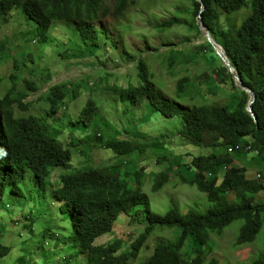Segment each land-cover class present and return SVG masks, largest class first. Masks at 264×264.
<instances>
[{
    "label": "trees",
    "instance_id": "trees-1",
    "mask_svg": "<svg viewBox=\"0 0 264 264\" xmlns=\"http://www.w3.org/2000/svg\"><path fill=\"white\" fill-rule=\"evenodd\" d=\"M136 3V0H115L112 5L108 0H0V21L6 23L8 16L16 18L20 15L25 20L26 32L33 30L44 53L50 47L57 22L71 21L77 40L71 39L68 50L81 53V57L91 55L106 62L107 48L115 52L118 48L107 30L99 28L97 23L113 16L115 23L123 29L121 21L128 19L130 9ZM186 3L190 7L181 6L179 10L192 23L178 18L179 21L157 24L156 30L163 33L176 25L198 29L195 20L203 5V23L224 49L240 79L255 94L252 107L257 125L245 110L249 97L238 89L208 45L206 53L214 55L221 69L204 74H217L220 79L207 78L201 88L188 78L180 79L174 95L182 103L189 102L192 106L188 109L175 100L168 101L156 90L152 82L155 73L150 72L143 61L137 66L138 86L133 82L125 87L117 83L111 85L99 74L86 77L82 84L68 81L53 85L41 96L44 107H49L44 117L21 115L17 110H29L25 100L30 96V90L40 89L37 81L26 80V87L20 89L21 76L14 73L10 77L13 84L4 93L0 80V204L3 206L0 216L11 210L17 216L12 219V226L0 228V263L11 255L9 244L18 242L19 237L24 238L25 243H35L32 247L35 256H17L12 264L21 260H37V264H203L214 250L213 235H221L235 221H243L236 246L251 244L258 238L264 227V201L257 200L264 194V0H186ZM243 7H250V14L240 26L227 24L224 15H232ZM62 46L63 50L58 52L53 64H60L63 58L71 59L65 44ZM8 51L7 44L0 40V64L5 56H9ZM45 56L38 60L42 63ZM125 57L121 54L120 59L127 62ZM15 69L23 73V65L18 60ZM51 71L49 75L53 77ZM212 83L220 91L226 87L224 90L230 94L228 105L215 104L213 100L219 93L210 89ZM197 87L202 94L194 92ZM232 92L239 93L240 98L231 96ZM110 95L113 99L106 98ZM81 97L89 100L77 121L66 127L72 138L70 143L62 127L59 133L56 132L54 114L69 111ZM110 100L115 105L127 103L131 106L146 102L152 113L165 119H171L177 113L181 115L180 137L194 147L196 153L183 169L193 171V174L185 177L181 165L172 169H177L175 172L184 184L195 186L206 196V202L211 204L206 212L191 208L181 213L173 203L165 214L154 213L147 196L139 190L145 168L121 179L110 170L112 168L87 165L89 156L78 148L86 146L88 141L112 152L113 159L121 158L129 163L134 161L133 156L144 160L152 153L142 133L126 140L119 139L121 134L111 138L112 132L107 136L101 133L104 118L99 115L102 116V107ZM65 117L72 119V116ZM106 122L109 124L108 119ZM71 128H74L73 134L69 131ZM217 150L222 152L217 153ZM75 152L80 155L79 160L74 158ZM164 161H169L168 157H160L155 164ZM236 162H243L245 166L239 168ZM253 165L258 169L248 178L249 167ZM58 171L61 173L57 175V181H53L52 175ZM29 173L33 174V180L28 177ZM171 174V171L156 173L152 192L161 191ZM255 174H261L259 180L255 179ZM28 183L32 185L30 189L26 187ZM48 207L56 219L61 214L67 215L69 234L53 231L51 222L47 226L42 223ZM119 218L122 220L114 225ZM126 226L124 231L115 234V229ZM156 227H177L181 233L172 241L158 242L148 257L139 260L141 248ZM11 233L17 236L16 241L12 240L14 236L9 237ZM105 234H113V239L94 244L95 239ZM2 238L5 241H1ZM186 243L190 244V257L183 253ZM208 264H219V261L213 257ZM228 264H264V247L249 263Z\"/></svg>",
    "mask_w": 264,
    "mask_h": 264
},
{
    "label": "rangeland",
    "instance_id": "rangeland-1",
    "mask_svg": "<svg viewBox=\"0 0 264 264\" xmlns=\"http://www.w3.org/2000/svg\"><path fill=\"white\" fill-rule=\"evenodd\" d=\"M113 1L114 0H109L108 2L109 4H112ZM136 1L137 3L135 6L130 9L131 13H129L128 19L126 21H121L124 30L115 23L113 16H107L106 19L102 21V24H98L101 28L107 29L109 37L117 44L118 52L120 53H114L112 50L108 49L110 59L107 62H101L98 57L91 55H84L81 57L79 55L81 53L78 54L74 51L68 50L71 39L74 41L77 40L76 33L73 30L74 24L71 21L63 20L57 22V30L52 34L53 41L50 42V48L45 53L42 51L40 44L33 41L35 40L33 30L26 33L27 26L20 15L16 16V18L8 16L6 23L0 21V40H3L9 48V56H5L2 64H0V80L3 82L4 93L13 84L10 77L14 73L21 76L18 84L20 89L26 87V80H31L32 82L37 81L40 86L38 91L30 90V96L25 100L29 105L28 113L19 108L17 109L18 113L21 115H46L47 107H44L45 104L41 101V96L50 87L54 84L66 81H80L82 84L86 77L94 74L101 75V77L105 78L111 85L117 83L119 86H125L129 82H133L135 86H138L136 78L137 68H135L134 62H132L137 58L142 60L145 59L147 63H151L150 65L152 66V69L158 74L153 75L152 82L155 84L156 90L163 94L164 98L168 99V101H177L178 104L185 109L190 108L192 105H190L189 102L182 103L177 100L174 95L177 81L189 76L192 82L199 84V88H201V84L210 77L209 74L205 75L204 72L207 73L208 70L210 72H219L221 69L220 63L214 58L212 53H201L199 55L201 60H198L195 65L189 64V61L193 59L191 56L194 52L200 49H203L205 52L207 51V45L205 44L203 33L197 36L198 31L194 27L192 28L194 32H191L189 35H186L184 29L170 31L163 36L154 31V25L167 22L172 18H179L188 21V17L183 16L179 10L181 6H189L186 3V0ZM248 14H250V7H243L236 13L226 16L227 24L238 27ZM191 21L189 23H192ZM127 27H130V29ZM186 41H189L191 44H184ZM64 44L68 50L67 55H69L71 59L63 58L64 60H62L60 64H53V60L57 57L58 52L63 50L62 45ZM167 48L173 50L183 49L184 55L179 58L178 62L180 65L178 68L177 66H175V68H170V66L167 65L165 71H163L162 67H160L162 65V60L174 62L175 57V53L172 54L171 58L167 57L168 52H170L165 51ZM161 51L165 52L162 53ZM88 53L91 54L90 51ZM121 54L126 55L127 62L120 61L119 57ZM43 55L46 56L41 63L38 59ZM156 58H158V60ZM35 59L37 60V63L40 62L38 63L39 66L34 61ZM15 60L22 63L23 73H21L20 70L15 69ZM44 67H48L49 69H45ZM35 68H37V70H35ZM50 71L54 74L53 77L49 75ZM214 77L217 76L214 74ZM214 85L215 84L212 83L210 89L214 90L215 93H219V95L213 100L215 104H220L221 106L228 105L230 94L227 92L228 90H224L226 87L220 91L219 89H216V86ZM92 88L94 89V87ZM199 88L197 87V90L194 91L196 94H202V91ZM235 95L237 99L240 98L239 93L232 92L231 96ZM106 98L113 99V96L110 95ZM88 100L89 98L86 97L80 98L72 104L69 111L63 112V110L59 112V114L56 115V118L58 119L57 126L66 129L68 122L70 123V119H67L65 116H72L71 121H75ZM108 102L102 107V116L104 118L103 121H101L102 133L107 136V133L112 132L111 138H115V136L121 134V136H123L122 139H133L138 137L139 133H142L146 142H148L152 148V153L149 158L138 160L136 156H133L134 161L131 163L121 158L113 159V153L107 151L109 158L113 159L114 164L112 166H115L112 171L121 179H124L126 175H133V173L137 172L140 168H145L146 172H144L143 184L139 190L147 196L151 210L154 213L165 214L173 207V203L178 206L181 213H185L191 208L196 211L200 210L198 211L200 213L206 212L211 205L208 201L206 202V196L199 192L195 186L184 184L181 181L180 176L177 175L178 173L175 172L176 169H172L174 166L181 165V172L185 177L188 174H193V171L187 172L183 169L184 166L190 162L191 157L196 153L194 147L190 146L180 137V132L183 127L181 115L177 113L173 118L165 119L161 118L158 114L152 113L153 110H151L146 102L139 106H131L127 103L115 105L113 100ZM102 116L100 114L99 118ZM106 119H108L109 124H107ZM94 121L97 120L94 119ZM55 129L57 133L61 131L59 128ZM73 130L74 128L69 130L72 132L71 134H73ZM66 134L67 136H70V133L67 132V130ZM216 152L220 153L222 150H217ZM90 153L91 154L87 158L90 160L87 164L90 167L92 165L98 166L103 163L107 155L105 150L102 148L99 149V147L93 150L90 149ZM179 154L183 156H175ZM162 156L168 157L169 161L161 162L160 165L156 166L153 160L159 159ZM75 159L79 160L80 155H76ZM236 164L242 168L245 166L243 162H236ZM100 166H107V162L105 161V163ZM249 168L250 170H248L247 176L251 177L258 167L253 165ZM169 171L172 172L169 182L161 191L157 193L152 192L154 175L156 173H165ZM57 175L58 172H55L53 177L57 179ZM28 177L30 180H33L32 173H29ZM31 186V183L26 185L28 189H30ZM28 196L31 197V194L28 193ZM257 200L264 201V194L258 196ZM44 205L47 207L45 202ZM0 207L3 206L0 204ZM12 208H14V206ZM2 211L3 210H0V213H2ZM15 218H17V216L13 213V210L5 212L3 216H0V228H5L10 225L12 226V219ZM67 219L66 214H61L60 218L56 219L53 216V211L48 207L44 212L42 223L47 226L49 225L48 222H51L54 228L53 231L66 235L71 232L70 224ZM121 220L122 218H119L114 225ZM242 224V220L235 221L227 226L221 235H213L212 239L215 243L214 250L211 251V255L208 256L203 264H208L209 260L213 257L218 259L219 264L237 262L249 263L255 259L259 251L264 247V227L253 243L236 246V239ZM13 228L18 227L14 226ZM126 228L127 226L125 228L122 227L115 229V234L124 231ZM128 229L130 230V227ZM180 233L181 229L177 227H156L153 235L148 238L141 248L139 260L148 257L158 242L172 241ZM12 236H14L13 233H11L9 237ZM112 239L113 234H105L100 238L98 237L94 241V244H104ZM12 240L16 241L17 236H14ZM1 241H5V239L2 238ZM50 243H52L51 240ZM9 245L12 247V253L5 259V261H3V263L1 262L0 264H12L17 256L30 257L34 255L32 247L35 243H25L24 238L19 237L18 242H12ZM61 252H63V250ZM183 253L187 257H190L191 251L189 243H186ZM52 257L56 258V256ZM16 264H37V260H21V262L17 261Z\"/></svg>",
    "mask_w": 264,
    "mask_h": 264
},
{
    "label": "clouds",
    "instance_id": "clouds-1",
    "mask_svg": "<svg viewBox=\"0 0 264 264\" xmlns=\"http://www.w3.org/2000/svg\"><path fill=\"white\" fill-rule=\"evenodd\" d=\"M109 1V0H108ZM198 2H199V0H197ZM115 3V0L113 1V3L112 4H114ZM112 4H110V5H112ZM204 10V7H203V5L201 6V11H200V13H199V15L196 17V20H195V25L197 26V33H198V35L197 36H199V35H201L202 33H203V35H204V40H205V44L206 45H208V48L210 47L212 50H213V52L215 53V55L218 57V59L220 60V62H221V65H222V67L223 68H226L227 69V71L229 72V74L233 77V80H234V82L236 83V86L238 87V89L240 90V91H242V92H244L248 97H249V101H248V103H247V105H246V107H245V110H246V112L251 116V114L248 112V107H249V105L252 103V101H253V103L251 104V108H252V112H253V104H254V102H255V94H254V92L252 91V90H250L249 88H247V86L244 84V82L240 79V77L238 76V74H237V72H236V70H235V68L233 67V65L231 64V62H230V60H228V58H227V56H226V53H225V51H224V49L213 39V37L211 36V33H210V31H209V29L205 26V24L203 23V21H202V17H201V12ZM247 11H248V9H247ZM249 15V14H248ZM225 16V19H226V15H224ZM245 19V18H244ZM243 19V20H244ZM23 20H24V18H23ZM25 21V20H24ZM169 21H179L178 20V18H172L171 20H169ZM169 21H167V22H169ZM185 21H187V20H185ZM189 22V21H188ZM98 24L99 23H97V26H98ZM100 24H102V23H100ZM159 24H162V23H159ZM157 25V24H156ZM156 25H154V31L157 33V34H159V35H161V36H163V35H165L166 33H168V32H170V31H174V30H185L186 31V35H189L191 32H194L193 31V29L192 28H189V27H185V26H178V25H176L175 27H173V28H171V29H168V30H166L165 32H163V33H159V31L158 30H156V28H155V26ZM99 28H101L100 26H98ZM56 28V30H57V27H55ZM127 28H129L130 29V27H127ZM104 29V28H103ZM55 30V31H56ZM107 30V29H106ZM123 30V29H122ZM55 31H53L52 32V34H54L55 33ZM209 33V38L206 36V33ZM27 33V32H26ZM108 34V33H107ZM143 36H145V35H143ZM51 41H53L52 40V38L50 39ZM33 41H35L36 43H37V41L36 40H33ZM29 42H32V41H29ZM191 44L189 41H186L184 44ZM217 47H219L220 49H218ZM50 48V47H49ZM48 48V49H49ZM193 48H194V45H193ZM206 48H207V46H206ZM108 49H110V50H112L114 53H119L118 52V50H117V52H115L112 48H107V51H108ZM220 50V51H219ZM165 51H170V52H168V58H171L172 57V54L173 53H175V57H174V62H169V61H165V60H162V58H161V60H162V65L160 66V67H162V70L163 71H165V69H166V66L167 65H169L170 66V68H175V66H177V68H178V66L180 65V63L178 62L179 61V58L181 57V56H183L184 55V53H183V49H180V50H173V49H170V48H167ZM165 51H161L162 53L163 52H165ZM201 52L202 53H206L203 49H200V50H197L196 52H194L193 53V55L191 56V57H193V59H191L190 61H189V64H196L197 63V61L198 60H201L199 57H197L196 56V54L197 53H200L201 54ZM222 52V53H221ZM120 54V53H119ZM219 56H221V58H223V59H225L226 60V62L227 63H230V65L232 66V68H233V72H231L230 71V69L228 68V67H225L224 66V64H223V62H222V60H221V58L219 57ZM126 59H127V57H125ZM107 59L109 60L110 59V53L108 52V55H107ZM106 59V60H107ZM119 59H120V57H119ZM157 60H158V58H156ZM100 60V59H99ZM107 60V61H108ZM160 60V59H159ZM101 62H105L104 60H100ZM106 61V62H107ZM120 61H122L121 59H120ZM139 61H143L145 64H146V66L148 67V69L150 70V72H154L155 73V75H158L157 74V72L155 71V70H153L152 69V66L149 64V63H147V61L145 60V59H140V58H137L136 60H133L132 62H134V65H135V68H137V66H138V63H139ZM125 62V61H124ZM206 67V66H205ZM154 68V67H153ZM207 68V67H206ZM138 69V68H137ZM208 70V69H207ZM186 71V70H185ZM208 72H209V70H208ZM210 75V77L209 78H211V77H213L214 79H220L218 76H217V74H215V76H217V77H214V74H209ZM237 79H236V78ZM184 78H188L189 79V81L193 84V85H197L196 83H193L192 82V80L190 79V77L189 76H186V77H184ZM216 79V80H217ZM180 81V80H179ZM179 81H177V84H178V82ZM66 82H68V81H66ZM62 83V82H61ZM241 83H243L244 84V86H245V88L243 89V88H241ZM59 84V83H58ZM176 84V85H177ZM54 85H56V84H54ZM198 86V85H197ZM123 87H125V86H123ZM199 87V86H198ZM255 97V98H254ZM81 98H84V97H81ZM49 108V107H48ZM47 108V111L49 110ZM27 112V111H26ZM59 112H61V111H58L56 114H54L55 115V118H56V115L57 114H59ZM28 113V112H27ZM253 114H254V112H253ZM27 115V114H26ZM28 115H30V114H28ZM31 115H35V114H31ZM38 116H41V115H38ZM44 116H46V115H44ZM44 116H41V117H44ZM254 116H255V114H254ZM79 117V116H78ZM77 117V118H78ZM252 117V116H251ZM77 118H76V120L75 121H71V119H70V122L71 123H75L76 121H77ZM102 118H103V116H102ZM255 118H256V116H255ZM252 119H253V117H252ZM58 120V119H57ZM103 120V119H102ZM254 120V119H253ZM254 123L257 125V118H256V121L254 120ZM68 124H69V122H68ZM68 124H67V126H68ZM54 126H55V128H61V127H58V126H56L55 125V123H54ZM63 128V127H62ZM64 129V131L63 132H66V129L65 128H63ZM79 132V131H78ZM77 132V133H78ZM102 133V132H101ZM107 134H111L110 132L109 133H107ZM100 135V134H99ZM99 135H98V137H99ZM122 137L123 136H121V138H120V140H126V139H122ZM68 138H69V142L71 143L72 142V138H71V136H67L66 137V139L68 140ZM94 146V147H93ZM95 146H100L99 144L98 145H95V144H92L91 143V141H88V143L86 144V146H80L78 149H81V151L82 150H84L85 151V153H86V155H90L91 153H90V149H97ZM87 147H88V149H87ZM99 149H100V147H99ZM76 153V152H75ZM105 153H107V151L105 150ZM76 155H78L77 153L75 154V156ZM75 158V157H74ZM90 160L89 159H87V162H89ZM105 161L107 162V166H105V167H107V168H112V169H110V170H113L114 168H115V166H112L114 163H113V160H111L110 158H109V156H108V153H107V155H106V157H105V160H104V162L103 163H101L100 165H102V164H104L105 163ZM154 161V164H155V162L157 161V159L156 160H153ZM100 165H98V166H95V165H93V166H91L92 168H104V167H101ZM156 165V164H155ZM235 165L236 166H238L236 163H235ZM239 167V166H238ZM239 168H242V167H239ZM175 169V168H174ZM177 170V169H176ZM61 173V171H58V175ZM54 174H55V172H54ZM260 175L261 174H255V179L256 180H259L260 179ZM52 178H53V181H57V179H55V177H53V175H52ZM249 178V177H248ZM108 235V234H107ZM100 238V237H99ZM96 240V239H95Z\"/></svg>",
    "mask_w": 264,
    "mask_h": 264
},
{
    "label": "water",
    "instance_id": "water-1",
    "mask_svg": "<svg viewBox=\"0 0 264 264\" xmlns=\"http://www.w3.org/2000/svg\"><path fill=\"white\" fill-rule=\"evenodd\" d=\"M206 36L209 38V33H208V32L206 33ZM219 57L221 58V56H219ZM221 60H222V62H223V64H224L225 67H228V68L230 69L231 72L234 71L233 68H232V66L230 65V63H227L226 60L223 59V58H221ZM235 78H236V77H235ZM236 79H237V78H236ZM241 88H243V89L245 88V86H244L243 83H241ZM254 98H255V97H254ZM252 103H253V101H252ZM252 103H251V104H252ZM251 104H250L249 107H248V112L251 114V116L253 117V119L256 121V118H255V116H254V114H253V112H252Z\"/></svg>",
    "mask_w": 264,
    "mask_h": 264
},
{
    "label": "bare ground",
    "instance_id": "bare-ground-1",
    "mask_svg": "<svg viewBox=\"0 0 264 264\" xmlns=\"http://www.w3.org/2000/svg\"><path fill=\"white\" fill-rule=\"evenodd\" d=\"M218 49H220L219 47H217ZM220 51V50H219ZM222 53V52H221Z\"/></svg>",
    "mask_w": 264,
    "mask_h": 264
}]
</instances>
